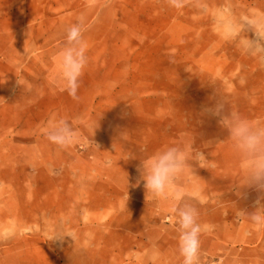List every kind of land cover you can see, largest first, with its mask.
Instances as JSON below:
<instances>
[{
  "label": "rangeland",
  "instance_id": "1",
  "mask_svg": "<svg viewBox=\"0 0 264 264\" xmlns=\"http://www.w3.org/2000/svg\"><path fill=\"white\" fill-rule=\"evenodd\" d=\"M71 25L87 56L75 97L59 79ZM257 33L264 0H0V264H183L177 189L199 214L196 264H264L249 215L264 194H237L242 162L205 111L264 127ZM59 119L78 134L66 147L45 135ZM166 146L188 150L166 196L133 187Z\"/></svg>",
  "mask_w": 264,
  "mask_h": 264
},
{
  "label": "clouds",
  "instance_id": "2",
  "mask_svg": "<svg viewBox=\"0 0 264 264\" xmlns=\"http://www.w3.org/2000/svg\"><path fill=\"white\" fill-rule=\"evenodd\" d=\"M175 8H182L185 0H168ZM253 23V22H249ZM65 47L59 53V79L62 91L75 97L79 88L80 77L87 64L86 45L82 41V29L79 25L66 28ZM249 48L264 52V35L255 34L249 41ZM205 111L218 118L219 123L227 128L228 134L242 162L244 183L239 189L247 186L264 194V127L258 126L236 113L227 114L222 102L216 103ZM47 139L61 147L74 142L77 133L66 119L52 123L45 131ZM188 159V150L179 146H166L147 159L140 161L138 178L135 186L141 182L145 190L157 197H165L167 189L175 178L184 170ZM129 182V181H128ZM183 192L175 191L171 211L177 217L178 251L183 257V264H196L200 246L201 226L198 223V211L188 204H180ZM264 203L256 201V207ZM250 218L257 224H264V215L256 212L249 213Z\"/></svg>",
  "mask_w": 264,
  "mask_h": 264
}]
</instances>
